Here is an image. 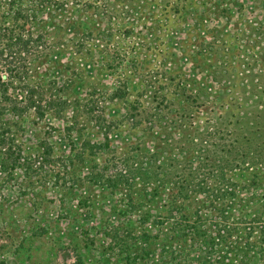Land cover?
<instances>
[{"label":"rangeland","instance_id":"rangeland-1","mask_svg":"<svg viewBox=\"0 0 264 264\" xmlns=\"http://www.w3.org/2000/svg\"><path fill=\"white\" fill-rule=\"evenodd\" d=\"M1 81L0 264H264V0H0Z\"/></svg>","mask_w":264,"mask_h":264},{"label":"trees","instance_id":"trees-1","mask_svg":"<svg viewBox=\"0 0 264 264\" xmlns=\"http://www.w3.org/2000/svg\"><path fill=\"white\" fill-rule=\"evenodd\" d=\"M14 11H16V9ZM19 11H20V9H18L16 12H19ZM5 84L6 83L4 81H1V83H0V96H1L0 97V106H1V109L3 110L6 106H8L9 110L18 116L21 115L23 113V111L26 110L30 105L34 107L36 114L38 116H42L44 114V108H46V107L48 108V106L54 107V104H59L60 102L61 103L63 102L61 99L60 100L57 99L56 101H54V99H51L50 97L44 99V102L31 100V94L35 91V89H33L32 87L31 88L29 87L28 90H26L27 92H30V93H29V97L26 100L25 104H20L15 98L10 102V100L12 98L9 94L8 95L6 94L7 91H6V85ZM54 108L57 109V107H54ZM0 125H1V123H0ZM50 150H51L50 145L45 144L43 146V148L41 149V153H42L44 159H46L48 157ZM8 151L13 155L12 160L17 161L18 158H16L17 156L14 155V151L10 147H8ZM207 155H208V153L205 152V155L201 156V160L203 159L202 162H204V164H207L209 162L206 158ZM209 164H211V163H209ZM216 170H218V168H216ZM219 172H221V171H219ZM192 179L193 178H190L189 180L187 179L185 181H190V180L192 181ZM200 179L201 178H199L198 180H200ZM198 184H200V183H198ZM182 186H185V185L184 184H178V183L176 184V193L174 192V195H171V198L168 201V204L171 205L170 208L173 210L178 211V209H180L182 206L183 202L179 201L178 198L174 197L175 194L181 193V191H178V190L183 188Z\"/></svg>","mask_w":264,"mask_h":264}]
</instances>
